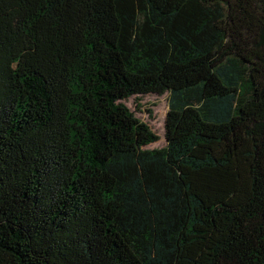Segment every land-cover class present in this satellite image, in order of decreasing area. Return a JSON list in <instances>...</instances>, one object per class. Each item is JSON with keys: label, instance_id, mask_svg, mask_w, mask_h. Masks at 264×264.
Wrapping results in <instances>:
<instances>
[{"label": "trees", "instance_id": "1", "mask_svg": "<svg viewBox=\"0 0 264 264\" xmlns=\"http://www.w3.org/2000/svg\"><path fill=\"white\" fill-rule=\"evenodd\" d=\"M0 264H264V0H0Z\"/></svg>", "mask_w": 264, "mask_h": 264}, {"label": "rangeland", "instance_id": "2", "mask_svg": "<svg viewBox=\"0 0 264 264\" xmlns=\"http://www.w3.org/2000/svg\"><path fill=\"white\" fill-rule=\"evenodd\" d=\"M124 102L135 112V115L149 124L159 135V140L147 145L156 148L166 145V117L170 108L169 93L134 95Z\"/></svg>", "mask_w": 264, "mask_h": 264}]
</instances>
